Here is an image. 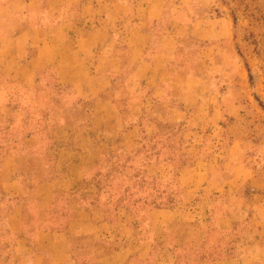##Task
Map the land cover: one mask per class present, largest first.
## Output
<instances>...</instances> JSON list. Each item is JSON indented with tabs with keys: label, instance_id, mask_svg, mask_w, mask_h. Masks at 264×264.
I'll use <instances>...</instances> for the list:
<instances>
[{
	"label": "rangeland",
	"instance_id": "1",
	"mask_svg": "<svg viewBox=\"0 0 264 264\" xmlns=\"http://www.w3.org/2000/svg\"><path fill=\"white\" fill-rule=\"evenodd\" d=\"M159 1V15L166 14L162 19L151 22L147 8H142L139 16L149 21L148 30L156 38L168 31L172 52L168 78L181 85V97L190 106L198 98L206 101L202 118L189 123V117L188 123L178 124L168 117L165 124L153 116L165 114L161 104L151 110V106L145 107L140 125L153 138L133 156H106L90 175L98 180L122 179L119 186L105 189L106 196L114 198L112 208L136 210L133 190H143L141 195L150 208H168L184 194L175 182L178 174L174 170L214 158L208 166L209 179L216 186L232 180L230 194L209 196L202 192L199 203L189 205L178 221L163 231L164 240L150 262L264 264V0ZM130 30L125 28V33ZM38 79L40 85L31 95L19 82L0 74V90L6 93L0 105V180L5 182L11 176L22 180L29 190L36 181L52 175L49 169L54 163L48 154L60 146L59 135L86 130L102 138L89 125L90 98L72 87L60 86L53 69ZM151 94L144 91L143 98L156 100ZM177 95L168 94V101L173 100L175 106ZM34 101L37 104H31ZM195 133L205 134V138H196ZM13 158L18 161L16 173H10L16 168ZM113 161L125 170L124 177L116 173L111 177ZM150 164L173 168L148 176L145 168ZM5 199L0 190V213ZM61 201L65 203L67 197ZM8 206L15 208V202ZM82 244L93 250L98 246L92 240ZM86 255L79 258L82 264H94L98 255ZM34 258L32 253L21 264H35Z\"/></svg>",
	"mask_w": 264,
	"mask_h": 264
},
{
	"label": "crops",
	"instance_id": "2",
	"mask_svg": "<svg viewBox=\"0 0 264 264\" xmlns=\"http://www.w3.org/2000/svg\"><path fill=\"white\" fill-rule=\"evenodd\" d=\"M141 2L0 0V74L19 82L32 95L40 85L38 77L53 69L60 86L72 87L92 100L89 125L102 136L97 139L86 130L59 135L60 146L48 154L54 163L49 169L52 175L36 181L32 190L11 176L5 182L0 180L7 201L0 213V264H21L32 253L35 264H82L79 258L91 253L98 255L94 264H137V259L138 264H161L150 259L164 240L163 231L189 205L199 203L202 192L230 194L232 180L216 186L209 179L208 166L214 158L174 170L178 174L175 182L184 194L168 208H150L141 195L143 190L132 191L136 210L112 208L114 198L106 196L105 189L119 186L122 179L106 181L90 175L106 156H133L153 138L140 125L145 107L151 106V110L161 104L165 114L153 116L165 124L168 117L178 124L188 123L189 117V123L198 121L205 109L203 98L190 106L181 97V85L168 78L172 55L168 31L156 38L148 30L149 21L139 16L147 8L151 22L162 19L166 14L159 15L160 1ZM125 28L131 30L125 33ZM144 91L153 93L156 100L143 98ZM169 93L180 94L177 106L168 101ZM3 94L6 96L0 90V105ZM193 135L205 138V134ZM15 160L16 168L10 173L18 170ZM169 168L173 167L150 164L145 171L156 176ZM111 170V177L115 173L124 177L125 170L114 161ZM65 196L64 203L61 198ZM13 202L15 208L7 207ZM88 240L98 246L93 250L82 244Z\"/></svg>",
	"mask_w": 264,
	"mask_h": 264
}]
</instances>
